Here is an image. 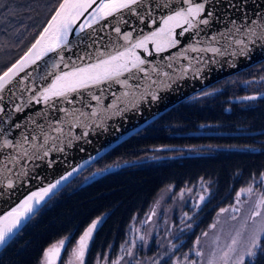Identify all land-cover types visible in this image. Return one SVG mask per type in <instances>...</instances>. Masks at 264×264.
<instances>
[{
	"label": "water",
	"instance_id": "95a60500",
	"mask_svg": "<svg viewBox=\"0 0 264 264\" xmlns=\"http://www.w3.org/2000/svg\"><path fill=\"white\" fill-rule=\"evenodd\" d=\"M192 3H203L205 11L192 20L194 27L183 35L179 34L188 27L186 23L181 20L179 26L175 22L166 26L164 20L186 10L189 5L184 0H141L95 21L93 4L70 24L60 47L43 50L55 31L52 29L45 42L29 53L58 4L31 45L0 72L3 77L18 62L24 65L0 88V217L18 208L32 193L67 176L38 205L34 204L33 212L0 244V252L57 192L114 147L183 100L264 60V0ZM202 19L208 24L200 23ZM168 28L172 29L170 37L162 34L133 49L145 36ZM127 34L130 38L125 40ZM168 39L177 43L171 46ZM157 45L161 51L156 50ZM213 48L218 51L209 50ZM128 49L145 63L119 77L77 87L62 96L49 95L45 100V89L57 77L99 64ZM152 94L157 99L153 100ZM126 165L110 166L82 185Z\"/></svg>",
	"mask_w": 264,
	"mask_h": 264
},
{
	"label": "trees",
	"instance_id": "16d2710c",
	"mask_svg": "<svg viewBox=\"0 0 264 264\" xmlns=\"http://www.w3.org/2000/svg\"><path fill=\"white\" fill-rule=\"evenodd\" d=\"M60 1L0 0V72L31 45ZM233 89L230 86L229 90ZM219 101L211 97L187 98L87 167L5 246L0 264H41L45 253L60 241L67 242L68 252L93 221L98 222L85 264H95L98 257L106 255L112 258L126 240L130 225L164 190L176 193L209 182L210 198L195 222H189L193 233L189 234L186 249L191 248L195 237L208 230L218 210L233 205L241 188L259 180L255 187L264 191V143L254 142L253 136L232 134L183 136L197 132L201 125L210 132L222 129L226 135L237 128L264 131V100L245 109L235 106L231 113L225 111L227 104ZM201 145L208 149L191 152L200 155L174 157L187 154L177 151L179 147ZM121 164L128 165L82 185L95 173ZM244 264H264V237L255 255Z\"/></svg>",
	"mask_w": 264,
	"mask_h": 264
},
{
	"label": "flooded vegetation",
	"instance_id": "af4514ba",
	"mask_svg": "<svg viewBox=\"0 0 264 264\" xmlns=\"http://www.w3.org/2000/svg\"><path fill=\"white\" fill-rule=\"evenodd\" d=\"M230 86L234 88L233 91L229 90ZM208 88L205 89L206 91L203 90L197 93L198 95H193V97L196 99L211 97L213 100H220L227 104L225 106V111L227 113H231L233 111L232 108H235V106L244 109L250 106L253 107L258 102L264 100V60L234 75L223 78ZM245 97H255V99H244ZM205 127L206 126L202 125L198 126L195 130L197 132H186L183 136L189 135L188 133H215L214 135L217 136H228L232 134V136L241 138L253 136L254 142L264 143V131L254 133L248 132L249 130L243 128H237L235 132H227L226 135V132H223L224 130L222 129L210 132V130ZM208 135L209 134L206 136ZM210 135L212 136L213 134ZM243 146L246 147L247 145L244 144ZM203 149L208 148L204 145L179 147L177 151L186 152L187 154H179L174 157L200 155V153L191 152ZM203 189L206 188L187 186L176 193H173V190L170 189L171 197H175L176 195L180 196L183 194V191L186 190L192 196H200V198L203 197L204 199V195H206L208 198L203 202L195 198L196 202L193 203L192 199L187 201L188 197H186L184 203H173L170 200L163 208L157 210L154 205H152L141 218L130 225L126 240L122 243L121 247H119L117 254L112 258L108 255L104 258L98 257L97 261L100 264H113V262L116 261H118V264H137V262L144 259V262H148V264H153L157 260H159V264L165 262L166 264H190L189 256L187 255H189V252H193V249H195V241L197 238H201V235L195 237L191 248L186 249L189 234L193 233V225L190 226L189 222H195L194 220L197 215L201 213L202 208L210 198V193L212 192L211 188H208L209 191H203ZM185 193L188 194L187 192ZM189 226L192 230H189ZM184 229L186 230L183 231ZM80 238L72 245L69 254H72L74 250L78 248ZM91 239L92 236L87 241V248L83 257L84 264L86 262V255ZM158 239H161L159 246H157ZM162 243H164L163 247ZM67 246V242H64L62 246L59 244L58 262L56 264H66L65 262L68 257L66 255ZM158 247H161L163 250H159ZM129 252L131 255L128 254ZM45 258L47 257L45 256Z\"/></svg>",
	"mask_w": 264,
	"mask_h": 264
},
{
	"label": "snow or ice",
	"instance_id": "6c2138e0",
	"mask_svg": "<svg viewBox=\"0 0 264 264\" xmlns=\"http://www.w3.org/2000/svg\"><path fill=\"white\" fill-rule=\"evenodd\" d=\"M141 0H63L62 3L59 4V7L55 11V15L52 16L51 21L49 22L48 27H45L43 32L41 33L40 39L33 44L32 49L29 50L31 53L34 49L37 48L38 45H41L45 42L47 34H49L50 30L55 29L52 37H49V43L44 47V51H54L56 48L60 47V44L66 38L67 32L69 30V26L75 19L79 18L80 15L83 14L85 10L92 7L93 4L96 5L94 11L96 16L93 17L95 21L96 17L103 19L105 16H110L114 12L119 11L120 9L130 8L133 4L140 3ZM184 3L188 4L189 7L186 10H181L175 12L174 15L168 16L164 20V24L167 26L169 22H175V26H179L180 21L182 20L184 23L188 25L187 28H184L183 31L179 35H183L184 32H187L190 28L194 27L192 20H194L201 12L205 11V5L201 4H193L192 0H184ZM135 11V9H132ZM210 16L211 13L209 12ZM192 17V19H189ZM207 19L200 20V23L208 24ZM117 32L120 31L119 28L116 29ZM171 28L167 30L161 29L159 32H154L151 34V37L145 36L143 40L137 41L133 45L134 48H142L145 46L146 42L149 39H154L159 35H165L167 37L171 36ZM130 38V34L125 35L124 39L127 40ZM177 43L174 39H168V44L174 46ZM240 43V41H237ZM157 51H161L159 45H157ZM192 51H197L198 49L192 48ZM210 51L217 52L218 49H209ZM28 54H26L27 56ZM129 56L132 57L129 60ZM39 58V56H37ZM123 61L120 63L119 61ZM34 62V61H33ZM145 61L140 59L139 56L135 55V52L132 49L126 50V52L118 53L116 56H111L107 60L101 61L99 64L91 65L87 68L77 69L75 72L66 73L64 76L57 77L53 82L52 86L48 89H45V100L51 96H62L68 91H74L77 87H87L89 84H99L102 81L110 80L116 77H119L125 71H131L132 68H138L139 65L144 64ZM131 64V67H129ZM24 65L20 62L17 65H13L12 68L8 70V72L4 73L3 77H0V88H3V84L7 82V80L11 79L12 75H15L16 71L22 70ZM143 71V69H140ZM72 77L73 79H68ZM126 83V81L121 82ZM94 99H98V97H93ZM152 99H157L155 94H152ZM244 99H255V97H245ZM19 110V109H17ZM2 111V109H0ZM8 142L5 141V146H7ZM47 155V152H45ZM76 169H73L75 171ZM70 176L71 173H68ZM264 175V174H262ZM67 179V176H62L60 180H57L55 184H51L48 187L43 188L39 192H34L30 196H28L18 208L14 209L12 212L8 213L4 217H0V244H3L6 239L9 237V234L13 232V229L16 228L22 219H24L29 213H32L34 210V204H39L41 200L44 199L60 182L61 180ZM8 187H12L11 181L8 183ZM243 191V190H242ZM247 191H251V188L247 189ZM203 199V197H201ZM264 204V200L261 201ZM254 215H258V213H254ZM98 221H93L92 224L86 229L84 234L80 238V242L78 248L74 250L73 256L79 264H84V253L87 248V241L92 236L93 230L96 228ZM264 231V229H261ZM63 241H60V245H63ZM236 243V240H233V244ZM256 247H259V237H256L252 241L251 248L248 249L247 255L254 256L255 252L252 250ZM230 251H234L230 247L229 251H225L223 254L224 264H229L230 259ZM131 255V253H128ZM59 255V248L53 246L46 253L45 256L48 257L47 264H52L51 256ZM199 255V253H197ZM113 264H118V261L113 262ZM209 264H213L212 261ZM236 264H244V258L240 257V259L236 262Z\"/></svg>",
	"mask_w": 264,
	"mask_h": 264
},
{
	"label": "rangeland",
	"instance_id": "374dc122",
	"mask_svg": "<svg viewBox=\"0 0 264 264\" xmlns=\"http://www.w3.org/2000/svg\"><path fill=\"white\" fill-rule=\"evenodd\" d=\"M258 181L259 180L251 181L241 188L234 196V203L232 206H227L218 210L208 230L200 236L201 238L196 239L193 252L191 251L189 255H187L189 256L190 264H209L210 261H212L213 264H224L223 254L225 251H229L230 247L234 249V251H230L229 264H236L240 257L244 258V262L250 258V256L247 255V251L251 248L253 239L259 237L260 241L262 237H264V231H261V229H264V204L261 203V201L264 200V191L256 189L255 185H257ZM197 187L206 188L203 189V191H209L208 188H211V183L202 182L199 183ZM249 188H251V191H247ZM170 193L171 190L166 189L159 194L156 201L153 203L156 210L163 208L170 200L173 203H184L186 197H188L187 201L192 199L193 203L196 202V199L203 202L208 198L206 195H204V199H201L200 196H192L186 190L183 191V194L180 196L176 195L175 197H171ZM254 213H258V215H254ZM189 230H192L190 226ZM234 239L236 240L235 244H233ZM160 242L161 239H158L157 246H159ZM59 244L60 242L52 245L51 248H53V246L58 248ZM163 246L164 243H162V247ZM158 249L163 250L161 247H158ZM257 249L258 247L252 250L256 252ZM69 253L70 251L66 253L68 257L65 263L79 264V262L74 259L73 253ZM197 253H199V255H197ZM48 259V257H44L41 264H47ZM51 260L52 264H56L58 262L57 255H52ZM97 260L95 264H100ZM144 261V259L140 260L137 264H148V262L146 263ZM153 264H159V260Z\"/></svg>",
	"mask_w": 264,
	"mask_h": 264
}]
</instances>
